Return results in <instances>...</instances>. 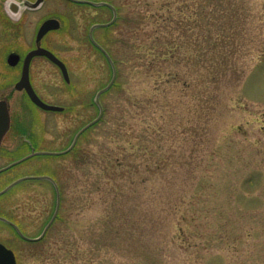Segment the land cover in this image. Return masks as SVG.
I'll use <instances>...</instances> for the list:
<instances>
[{
    "label": "rangeland",
    "instance_id": "374dc122",
    "mask_svg": "<svg viewBox=\"0 0 264 264\" xmlns=\"http://www.w3.org/2000/svg\"><path fill=\"white\" fill-rule=\"evenodd\" d=\"M87 1L119 6L121 23L96 30L94 38L120 59L127 52L121 45L128 39L124 21L155 13L168 2ZM5 4L0 0L2 12ZM227 8L225 3L222 9ZM233 9L237 34L230 39L231 47L222 44L219 52L204 47L201 58L193 44L188 47V71L183 68V73H188L190 86L187 90L173 83L169 117L161 118L159 112L152 119L134 105L138 95L131 91L137 80L130 68L120 66V88L101 96L105 121L79 139L76 152L36 157L0 176V188L7 177L21 175L53 176L62 187L60 216L45 240L13 246L19 264H264V0H233ZM50 18L62 27L50 33L48 48L67 64L71 83L49 61L48 84L40 89L50 104L66 111L46 113L30 106L22 121L27 130L43 134L45 151L61 152L99 116L93 102L110 84L113 70L91 44L89 32L95 24L110 22L113 13L46 0L42 9L27 14L28 38L39 22ZM211 18L204 24L209 26ZM218 21L230 25L223 16ZM210 29L215 36L216 29ZM219 53L226 58L215 64L219 77L213 82L212 60ZM40 71L39 66L34 71L38 80ZM136 135L140 146L133 150L127 140L136 144ZM13 136L5 138L0 167L29 153L5 149ZM110 151L124 163L119 192L98 191L94 185L101 173L96 165ZM100 180L107 182V177L103 174ZM13 196L22 219L31 213L27 233L38 237L56 205L51 184L24 183Z\"/></svg>",
    "mask_w": 264,
    "mask_h": 264
},
{
    "label": "trees",
    "instance_id": "16d2710c",
    "mask_svg": "<svg viewBox=\"0 0 264 264\" xmlns=\"http://www.w3.org/2000/svg\"><path fill=\"white\" fill-rule=\"evenodd\" d=\"M225 3L228 5L226 11L222 9ZM109 4L113 5L119 14V6L113 3V1H110ZM209 7H213L210 12H208ZM210 16L212 18L208 22V26L204 23ZM222 16L230 22V25H221L218 20ZM235 19L233 0H168L155 13L146 16L142 14L137 19H126L124 21L125 25H127L128 39H123V44L121 43L127 49L126 56L123 59H120L111 48H106V50L117 68L118 78L121 72L119 67L123 65L130 68L134 79L136 78V87L134 88V83H132V90H135L137 93L131 91L133 97L138 95L134 105H137L139 109L143 108L146 110L147 117H151L152 119L158 118V116L154 115L155 113L159 114V112H161L159 117L167 118L169 117L168 112L172 108L170 97L174 88L173 83H181L183 88L187 90L190 86L188 83V73H183V68L188 71V47L192 44L194 45V50L197 54L200 53L197 55V58L203 56V51L206 52L204 47H209L212 50L216 49L213 52L217 50L219 52L222 44L225 47H231L232 42L230 39L237 34V29L235 30L236 27L233 26ZM120 20L121 16L118 15L116 22L105 29L116 28L121 23ZM209 27L216 29L215 36H212L213 30ZM208 31L211 36L206 34ZM136 39L140 42L136 43ZM94 48L100 52L97 47L94 46ZM225 58V54L220 55L219 53L212 60L213 82L217 81L219 77L214 72L215 64H219V60L222 61ZM120 86L119 81H116L112 89L120 88ZM143 95H145L144 100ZM162 95L164 99L161 97ZM105 113L104 111V115ZM104 121L103 116L100 122ZM125 123L127 122H123L122 126ZM168 123L166 124V128L169 126ZM97 125L98 123L95 126ZM146 127L148 133L152 134V129H149L151 126L146 125ZM88 131L84 132L80 138L84 139ZM134 138L138 140L139 135H136ZM127 145L135 150L139 145V140L135 144L129 138ZM72 152H76V148ZM81 153L85 155L84 152ZM134 154H137V151ZM151 157H153L152 153ZM123 164L121 159L116 157L115 154L114 157L112 156V151L107 153L106 161L104 160L101 164L98 163L96 165L97 168L101 169V173L98 174V178L95 180V188L98 191L103 190V192L109 190L119 192L121 189L119 182L124 177L122 173ZM159 165H156L157 170L160 169ZM103 174L107 177V182L101 183L103 180H100V177Z\"/></svg>",
    "mask_w": 264,
    "mask_h": 264
},
{
    "label": "flooded vegetation",
    "instance_id": "af4514ba",
    "mask_svg": "<svg viewBox=\"0 0 264 264\" xmlns=\"http://www.w3.org/2000/svg\"><path fill=\"white\" fill-rule=\"evenodd\" d=\"M36 1L37 0H6L5 11L2 12L0 9V71H1L0 73L2 76V78H0V102L6 103L11 119L10 128L8 132L5 134L0 144V150L5 145L4 144L5 138L8 136V134L12 133L14 135L13 136L14 142L8 144L7 148L5 149L15 150V151H26V150L29 151V153L24 154L19 159L13 160L12 162H9L8 164L0 167V170L12 165L17 161L25 159L34 153L45 151V149H43L40 143L43 139V134L27 130L22 121V118L24 117L23 115H25L24 112L27 108L30 109L29 108L30 106L37 108L39 107L32 102L26 89L18 90L16 88L17 84L21 80L24 63L27 55L33 50H36L38 48L50 50L47 44V39L50 33H47L44 37H42L40 41H37L38 30L46 19L37 24L32 39H30L31 35L29 36L30 38H28L29 32L27 30L28 29L27 14L42 9L46 0H44L40 4V6H38L36 9L30 8L29 4H33ZM30 41L32 45L28 46V43ZM52 52L58 58H60L57 55V53H55L54 51ZM11 56H13L14 58L10 63L9 59ZM48 62L49 60L45 56H34L29 63L28 74H29V84L36 93V95L40 98L41 101L49 104V100H47L43 96L40 89L41 87L48 84V73H47ZM37 66L41 68L40 71L41 78L39 80L34 76V71L36 70ZM70 83H71V79H70ZM93 105L95 106L94 102ZM63 108L64 110L62 112H46V113H63L66 111V108L65 107ZM41 156L42 155H33L23 160L19 164L13 165L5 169L4 171L0 172V176L15 170L16 168L22 166L21 164L23 163L30 162L34 158ZM43 176H49V175H21L11 180H7L9 179V177H7L6 179L7 182L4 184V186L0 188V244L4 245L7 249L11 250L14 253L17 264H19V261L13 246L18 243L32 244V243L42 242L43 240H45L47 234L40 241H32L34 239L39 238L42 233L38 237L29 236V233H27L28 228L31 226V221H32L31 213H29L28 216L25 215L24 219H22L23 217L21 216L20 213H18V209L15 206V199L13 196L14 189L24 183L33 182V181H45L51 184L55 197H57V190L54 183L48 179H25L20 183H18L17 185L8 189L7 191L5 192L3 191L6 188H8L12 183L20 179L36 178ZM49 177L55 180L56 184L59 187V191L61 193L62 191L61 184L53 176H49ZM26 196H28V199H30L31 193L29 194L26 193ZM27 208L29 209V206ZM54 213H55V209L52 216L54 215ZM59 216H60V211L58 212L55 221L59 219ZM49 221H47L45 227ZM52 226L50 227V229L52 228Z\"/></svg>",
    "mask_w": 264,
    "mask_h": 264
},
{
    "label": "water",
    "instance_id": "95a60500",
    "mask_svg": "<svg viewBox=\"0 0 264 264\" xmlns=\"http://www.w3.org/2000/svg\"><path fill=\"white\" fill-rule=\"evenodd\" d=\"M43 1L44 0H37L35 3L29 4V7L32 8V9H36L38 6H40V4ZM69 1L76 2V3H85V4L92 5V6L105 5V6L110 7L113 10L114 17H113V20L111 22H109L107 24H97V25L93 26L91 28V30H90L91 40L93 41V43L95 45H97L105 53V55L109 59L110 63L112 64V67H113V78H112V81L110 82V84L107 87H105L104 89L100 90L98 92L97 96H96V103H97V105H98V107L100 109L99 116L94 121L90 122L87 126L82 128V130H80L78 132V134L76 135V137L74 139V142L71 145V147L69 149L65 150V151H62V152H40V153H37L36 155L42 154V155H48V156H60V155H65L68 152H70L72 150V148L75 146V144L77 143V141H78L79 137L81 136V134L84 133L88 128H90L91 126L95 125L97 122H99L101 120L104 111H103V106H102L101 101H100V97H101V95L104 92L108 91L112 87V85L114 84V82L116 80L117 73H116V68H115L112 60L110 59V57L106 53V51L98 43H96V41L93 38V32H94L95 29L111 26L116 21V19H117V11H116V9L112 5L107 4V3H95V2L86 1V0H69ZM60 27H61V24H60V22L57 19L46 20L42 24V26H41V28H40V30L38 32L37 41H40L42 39V37H44L47 33L51 32V31L59 30ZM34 56H45V57H47L52 63H54L55 65H57L60 68L65 80L69 81V74H68V70H67L66 65L60 59H58L51 51H49L47 49H43V48H38L36 50H33L32 52H30L27 55V57L25 59V63H24L22 77H21L20 82L17 84L16 88L18 90L26 89V91L28 92L32 102L35 103L37 106H39L40 108H42L45 111H55V112L63 111L62 107L50 105V104H47V103H44L43 101H41L40 98L36 95V93L32 89V87L30 86L28 68H29V63H30L31 59ZM13 58H14L13 56L10 57V59H9L10 63H11ZM9 128H10V114H9L7 105H6L5 102H0V144H1L5 134L8 132ZM13 165H15V164H13ZM1 171H3V170H1ZM25 179H48V180L53 181V179L50 178V177H36V178H25ZM25 179H20V180L14 182L13 184H11L4 191H7L8 189H10L11 187L17 185L18 183H20L21 181H23ZM57 191H58V203H57L56 212H55L53 218L51 219V221L49 222V224L47 225V227L45 228V230H44L43 234L41 235V237L38 238V239H34L32 241H38V240L42 239L45 236V234L48 231V229L50 228V226L52 225V223L54 222V220H55V218H56V216L58 214L59 207H60V194H59L58 187H57ZM0 264H17L13 252L8 250L2 244H0Z\"/></svg>",
    "mask_w": 264,
    "mask_h": 264
}]
</instances>
